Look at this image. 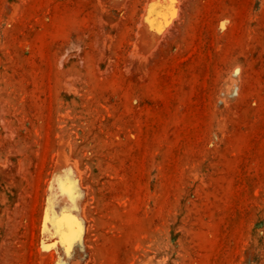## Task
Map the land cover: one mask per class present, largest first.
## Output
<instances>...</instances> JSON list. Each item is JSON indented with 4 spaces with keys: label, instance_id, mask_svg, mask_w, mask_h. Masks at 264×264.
I'll list each match as a JSON object with an SVG mask.
<instances>
[{
    "label": "rangeland",
    "instance_id": "374dc122",
    "mask_svg": "<svg viewBox=\"0 0 264 264\" xmlns=\"http://www.w3.org/2000/svg\"><path fill=\"white\" fill-rule=\"evenodd\" d=\"M0 264H264V0H0Z\"/></svg>",
    "mask_w": 264,
    "mask_h": 264
},
{
    "label": "bare ground",
    "instance_id": "6f19581e",
    "mask_svg": "<svg viewBox=\"0 0 264 264\" xmlns=\"http://www.w3.org/2000/svg\"><path fill=\"white\" fill-rule=\"evenodd\" d=\"M66 181V180H65Z\"/></svg>",
    "mask_w": 264,
    "mask_h": 264
}]
</instances>
